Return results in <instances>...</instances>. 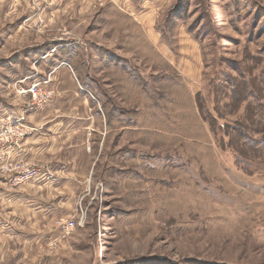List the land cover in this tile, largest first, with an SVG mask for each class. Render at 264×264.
I'll return each instance as SVG.
<instances>
[{
  "label": "rangeland",
  "instance_id": "rangeland-1",
  "mask_svg": "<svg viewBox=\"0 0 264 264\" xmlns=\"http://www.w3.org/2000/svg\"><path fill=\"white\" fill-rule=\"evenodd\" d=\"M36 81L40 107L17 93ZM60 100L84 193L42 221L0 188V264H264V0L0 2V122L27 140L19 107ZM19 146L0 180L40 167Z\"/></svg>",
  "mask_w": 264,
  "mask_h": 264
},
{
  "label": "crops",
  "instance_id": "crops-1",
  "mask_svg": "<svg viewBox=\"0 0 264 264\" xmlns=\"http://www.w3.org/2000/svg\"><path fill=\"white\" fill-rule=\"evenodd\" d=\"M2 1L12 4H19L20 2L28 4L30 0H0V2ZM79 1L81 3L87 2V0ZM75 2L76 0H70V3ZM60 5L62 6V2ZM61 6L53 5L44 10L46 12V10H53L55 7L59 12L61 9L59 11L58 9ZM57 12L53 11L51 14ZM104 67L106 70L112 68L108 64ZM112 69L117 68L113 67ZM105 101L102 102V105L106 103ZM58 103L54 107L52 102V105H49L44 111H37L34 108L26 109L24 106L19 107L22 110L20 109L18 115L21 112H26L29 116L28 124L38 127V130L20 146L22 151L19 158H25L29 162L39 165L40 167L37 168L40 169L41 176L19 187L13 186L9 180H0L2 186L0 188L8 191L5 195L7 199L18 204V213L23 218L24 214L26 217L37 218L42 221L69 219L71 214L77 210L74 208L77 205V197L84 193L83 189L89 169L87 167H65L64 164H68V162L66 161L67 151L64 153L63 150L65 148L67 150L70 146L69 143H66V141L69 142V137L66 136L70 135L71 132L75 136H79L77 130L71 128L74 117L62 113L66 107L64 101L60 100ZM72 103L67 101L69 109H71ZM101 108L104 112L103 106ZM57 131L60 133L59 135L56 134ZM60 136L65 137L62 139L63 141L59 139ZM59 154L60 158H56V155ZM32 204H36V206Z\"/></svg>",
  "mask_w": 264,
  "mask_h": 264
},
{
  "label": "built area",
  "instance_id": "built-area-1",
  "mask_svg": "<svg viewBox=\"0 0 264 264\" xmlns=\"http://www.w3.org/2000/svg\"><path fill=\"white\" fill-rule=\"evenodd\" d=\"M42 4L37 5L38 11H44L42 9ZM49 82L41 83L34 82L28 88L18 87L17 93L22 98H32V104L30 106H43L48 103L52 98V95L47 93L45 86ZM18 121V125L14 124V121ZM24 116H14L12 115L9 118H4L0 122V158H4V155H9L11 153V147L16 146L15 149L19 146L18 144L23 142L32 132L30 126L24 123ZM22 122V123H20ZM20 147V146H19ZM12 166V165H11ZM7 171L14 173L10 175L11 183L15 187L26 185L31 181L38 179L41 176L40 169L37 167H7ZM86 223L85 213L82 209V216L79 223L76 220L67 221L63 225V234L64 236H70L79 226H83Z\"/></svg>",
  "mask_w": 264,
  "mask_h": 264
},
{
  "label": "trees",
  "instance_id": "trees-1",
  "mask_svg": "<svg viewBox=\"0 0 264 264\" xmlns=\"http://www.w3.org/2000/svg\"><path fill=\"white\" fill-rule=\"evenodd\" d=\"M168 27V25H166Z\"/></svg>",
  "mask_w": 264,
  "mask_h": 264
}]
</instances>
